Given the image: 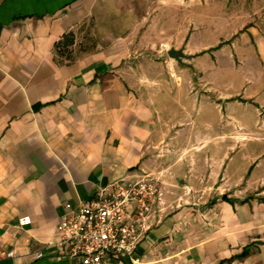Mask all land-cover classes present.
<instances>
[{
	"label": "crops",
	"instance_id": "crops-1",
	"mask_svg": "<svg viewBox=\"0 0 264 264\" xmlns=\"http://www.w3.org/2000/svg\"><path fill=\"white\" fill-rule=\"evenodd\" d=\"M123 1L0 0V264H65L64 204L148 172L162 199L117 264H264V0H182L185 64L136 29L131 55Z\"/></svg>",
	"mask_w": 264,
	"mask_h": 264
},
{
	"label": "built area",
	"instance_id": "built-area-1",
	"mask_svg": "<svg viewBox=\"0 0 264 264\" xmlns=\"http://www.w3.org/2000/svg\"><path fill=\"white\" fill-rule=\"evenodd\" d=\"M160 176L152 172L115 179L88 199L64 204L57 223V253L65 264H117L130 258L147 229L152 205L162 199ZM26 217L19 219L24 224ZM44 255L35 251V257ZM13 251H0V260ZM136 260V259H135Z\"/></svg>",
	"mask_w": 264,
	"mask_h": 264
},
{
	"label": "rangeland",
	"instance_id": "rangeland-1",
	"mask_svg": "<svg viewBox=\"0 0 264 264\" xmlns=\"http://www.w3.org/2000/svg\"><path fill=\"white\" fill-rule=\"evenodd\" d=\"M182 2V0H174L168 3L165 0H125L123 1L124 4L118 6V10L125 12V14L130 12L132 16L129 25L132 56L135 55V29L138 30V35H141L140 46L146 51L144 56L147 58L156 61L167 58L166 48L170 46L184 47L188 52L190 50L198 51L196 47H188L187 45L188 33L191 31L193 23L196 22L193 19L195 13L191 11L192 6H186ZM135 18H138L136 24ZM198 36L202 42L212 40V33L209 28L200 30ZM191 56L187 59L189 62H191ZM128 59V64L132 62L135 65V58L129 57ZM189 73L192 74L191 69H189ZM217 73L222 79L232 77L231 70L226 65H221Z\"/></svg>",
	"mask_w": 264,
	"mask_h": 264
},
{
	"label": "water",
	"instance_id": "water-1",
	"mask_svg": "<svg viewBox=\"0 0 264 264\" xmlns=\"http://www.w3.org/2000/svg\"><path fill=\"white\" fill-rule=\"evenodd\" d=\"M166 54L171 59L182 64H185L184 59L189 58L191 55L189 53L184 52L183 47L175 48L174 46H170L169 48H167Z\"/></svg>",
	"mask_w": 264,
	"mask_h": 264
}]
</instances>
